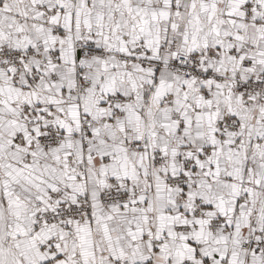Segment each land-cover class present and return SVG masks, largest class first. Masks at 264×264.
I'll use <instances>...</instances> for the list:
<instances>
[{"label":"snow or ice","instance_id":"6c2138e0","mask_svg":"<svg viewBox=\"0 0 264 264\" xmlns=\"http://www.w3.org/2000/svg\"><path fill=\"white\" fill-rule=\"evenodd\" d=\"M0 264H264V0H0Z\"/></svg>","mask_w":264,"mask_h":264}]
</instances>
